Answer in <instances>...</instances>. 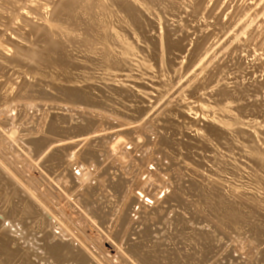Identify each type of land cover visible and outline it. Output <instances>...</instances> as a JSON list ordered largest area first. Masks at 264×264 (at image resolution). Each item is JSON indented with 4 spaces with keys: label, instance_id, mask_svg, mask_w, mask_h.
Returning <instances> with one entry per match:
<instances>
[{
    "label": "bare ground",
    "instance_id": "6f19581e",
    "mask_svg": "<svg viewBox=\"0 0 264 264\" xmlns=\"http://www.w3.org/2000/svg\"><path fill=\"white\" fill-rule=\"evenodd\" d=\"M15 1L18 2V0ZM51 1L53 3L51 2L50 4L53 6L51 8L52 13L50 12L51 16L48 21L49 24L44 26L42 29L39 27L34 29L35 26L32 28L37 35V40L27 42L29 45L27 50L16 48L10 57L6 55L8 52L5 49H2L4 50V54L3 52L0 53V60L10 64L16 73L26 72L36 81V84L33 86L29 85V83H23L24 85H21L19 92L17 89V94H14L16 95V98H13L14 95H11L10 99L13 98L18 100L21 98L20 95H22V93H25L30 88H36V93L39 92V95L36 94L34 97L33 94L35 92L32 94L33 90L31 89L32 95L29 94L34 99L37 98L38 100H44V102L51 99L50 103L52 104H54L52 100L58 99V101L61 100V102L66 103L69 102L68 104L74 106L73 110H70L71 107L69 110L68 108L65 110L66 108L64 107L65 109L62 108L60 112H58L60 110L58 106V111L55 110L53 112H49L52 111L50 108L49 111H41V117H44L43 119L46 120V116L47 120L44 126H42L41 130L36 129V135L31 136L30 140H28L30 146H27L28 148L30 147L28 151L31 157L29 155L28 156L33 159L41 156V154H43L46 149L49 148L44 156H42L41 160H38V167L40 168V171H44L45 175H47L46 177L49 179L51 178L54 180V182H57L56 186L62 189L63 192H66V190L63 188L66 185H70V183L74 185L75 179L69 181H58V178L60 177L63 170L69 168L67 161V156L69 154L68 152L81 144L80 141H68L80 138L82 133L80 130V124L84 121L86 126L89 127L90 131L96 129L97 115L89 112L100 111L104 114L113 115L117 118H120L125 122H133L138 120L144 112L140 106V103L137 101V98H150L147 94V86L143 83V81L154 76V72L156 70L154 72L153 70L156 68H159L160 70L162 69L161 74L159 73L160 71L156 74H160L157 75L158 79L159 76L160 79L162 76V80L159 79L161 82L157 83L159 84V95L164 96L174 85H176L178 81H180V78L188 74L187 72L190 71V69L198 62V60L202 59L209 51L211 47L206 46L207 39L209 37V40L214 37L216 38L221 33L222 35L227 34L230 28L239 24L238 19L240 17L239 14H235V16H232L234 18L224 23L221 17L216 15L217 13L215 14V12L219 10L217 8L221 0L218 3V6H216L217 8H215V4L219 0L216 2L214 0V3L212 2L213 0H210L214 4H211L214 6L213 11L209 9V7L207 9V6H205L206 2L204 3V1L207 0ZM17 2L14 3V0H0V8L7 14L5 16L2 15L4 17H2L0 14V21H4L7 17L9 18V16L15 14L14 12L17 8L15 4H17ZM41 2L44 3L46 0H42ZM222 2L224 1L222 0ZM232 2L234 3V1ZM5 3L10 4V6L8 4L6 5ZM29 3L25 2V4L28 5ZM42 4L39 5L40 8H43V6H41ZM202 4H204L203 6L206 7L204 8L205 11L209 10L207 14H209L210 18L209 16L208 18L210 20L213 19V23L209 22L206 26L204 25L202 28L200 27L195 31L196 35L194 36L196 38L194 40H189V42H191L190 46L193 45V48L191 47L192 51H187V43V46H184L186 48L184 50L185 52L187 51L188 53L194 54L190 60L182 59L180 61L181 56L178 55L179 59L176 56V54H178L177 52H180L179 54L181 55L184 53V51H182L184 38L182 36H178L183 23L180 25V28H177V25H169L170 28L173 27V29H170L169 31L170 34L178 37L176 41L168 42L166 45L158 49V51H150L146 48V44L150 42L151 38L153 37L151 34L152 30L149 33V29L152 28L151 24H153L150 22V16H153L155 19H159V21L161 19L163 20L165 17L169 19L167 17L168 14L166 15L165 13H169V9H171L172 12L173 10L178 11L179 8L181 10L186 9V11L190 10L191 14L193 13L192 15H196L197 13L200 14L199 12H201L203 9V7L201 8ZM43 5L46 6L47 4ZM239 5L244 6L245 3L244 5ZM30 6L27 8L30 9ZM33 6L36 5H32L30 10H33ZM36 7L34 9L37 10L39 7ZM248 7L246 5L244 8H247L250 11L251 7ZM259 8L257 10H259ZM180 9L179 11L181 13ZM204 9L202 13H204ZM2 10L0 11L2 12ZM230 10L232 9L230 8ZM3 12L2 14H4ZM244 12L246 11L244 10ZM241 13H243V11H240V15ZM162 14H165L166 16L163 18ZM179 14L177 13L175 16L177 17ZM191 14L189 15L191 16ZM24 15L25 14H21L18 16L22 18L23 21H25L27 18L24 17L27 14L25 16ZM203 15L204 14H202V16ZM243 15L242 17H244ZM200 16L198 15L197 17L200 18ZM178 17L180 18L181 16ZM186 17H188V15ZM154 18H152V20ZM174 18L171 17L169 20ZM196 18H194V20H196ZM201 18L203 19V17ZM9 20L11 21L12 19L5 20L6 23ZM239 20L242 21L241 19ZM17 21L19 23V20ZM159 21H154L156 22L155 25L158 23L163 25L160 23L161 21ZM26 23L25 25L27 26ZM3 24H5V22H0L1 28L5 26H3ZM168 24L170 23L168 22ZM197 25L195 21L194 26ZM21 26L23 25H20L19 27ZM194 26L192 25L190 28L193 29ZM207 26L213 27L212 31L210 33L202 32L203 28ZM19 27L17 30L13 29L15 31L13 33H15L16 37L18 36L17 38L20 37V33L19 35L16 33V31L19 32ZM1 31L3 30L0 29V32ZM192 32L194 34V31ZM147 33L149 35L151 34L152 36H149ZM254 33L255 35L251 36ZM252 34L247 36L245 39L240 38L241 40L239 39L236 48L228 52L226 58L223 61H218L213 64L210 69L203 76H201L193 86L190 87L193 89L203 88L204 91L207 89L209 91L207 100H210V103H206V101L198 103L195 101L192 103L190 102L187 106L183 105V100V104H180L176 111H171L168 114H164V116L157 117L151 124V128L156 131L155 134H157L158 137H161L160 146L166 151V154L160 153L161 157L159 158V163L164 161L163 165L166 169L161 170L162 167L160 168L161 171L164 170L162 174H164L165 177L170 178L171 174H173L171 172L172 168L175 171H179L181 173L183 172V174H181L183 178L180 179V184H176V182L174 183L173 178L169 179L173 181H170L168 192L165 195L164 203L167 201L166 206H168L166 207L167 209L165 210V213L161 214L162 211H158L159 214L156 213L157 210H161L159 209L160 204L159 206L157 205L158 209L154 207L149 210L150 207H147V211H150L148 213H150L152 216L154 215L153 219H151V217L147 219V216L144 217L145 212H147L145 211L146 209L144 210L145 205L143 208L145 212L141 214L143 212L142 209L141 213L139 212V219L142 218V220H137L139 222L133 224V229L130 230L131 236H128L129 238L126 236L129 241L127 238L125 240L123 239L124 243L127 244L122 245L125 246L123 249L125 253H123L122 250L121 251L127 256L121 258L125 259V257H127V263L128 261H131L133 264H215L212 262L213 257L218 255L221 256V254L225 253L227 259L229 258L227 255L232 253L231 249H229L231 252L222 249L224 246L222 248H218V246H220L218 244L223 240V238L227 239L230 235H240L244 233L248 235L245 237H249L250 240L254 241L259 247H263V249L260 251V258L258 259V262L257 260L255 262H257L256 264H264V144L259 143H262V140L264 139V124L257 123L258 121L256 122V120L255 122L252 121L259 115V110L264 107V98H260L262 102H259L257 98V103L256 100L255 102L249 101V99L252 100L253 96L250 95V93H252V88L257 86L259 83L256 81L258 80L256 74L260 73L258 72L260 67L254 68L255 70L257 69V73L252 71V75L255 73L257 79L255 76H251L256 79H254V81L258 82L255 86H252V84L249 83H247L248 85L243 83L241 86L239 82V84H234V86H228V84H226L227 82H225L230 71H235V69H237V71L242 70V74L244 71L243 75L240 74L239 79L241 75L243 78L245 75L246 79V74H248L247 79L249 80V74L251 72L248 73V69L251 68V65L253 64L251 62L252 59L249 60V58H254V56L257 55L256 53H259L260 51V53L264 52V46L260 45L261 37L264 36V28L256 29V31L253 30ZM154 37L158 38V36L155 35ZM212 41L210 42L212 43ZM70 45L80 46L81 49L78 51H76V48L74 47L76 53L78 52L77 55L72 56L69 54V48H71ZM2 50L0 49V51ZM31 50L32 52H29ZM263 54H261L262 56L260 55V57H263ZM258 57L259 56L257 55V60L260 59L264 62V58L261 59ZM255 58L253 60H256ZM260 60H258L259 63L261 62ZM255 63L253 64L254 67L256 66ZM262 65L264 66V64ZM262 65L261 68L263 67ZM174 66L179 68L178 73H173ZM245 70H247V73ZM2 71H4V68L0 64V72L3 73ZM262 72L263 70H261V74ZM232 74L230 73L231 77L233 76V78H236V76L234 77ZM142 75L144 76V79L141 83L136 82L138 79L136 81L133 80L138 77L140 78ZM263 75L262 77H258L263 79ZM123 76L125 77L124 80L128 78V80L131 79L134 81L129 82L130 80H127L130 84L136 82L135 84H132L134 87H126L129 83L126 81L124 83L123 79H121ZM243 78L240 80H245ZM11 79L12 77L8 80L10 84L7 82V85H12ZM228 79H230V77ZM251 81L253 82V80ZM259 81L260 84L263 82V80L260 79ZM122 83L125 84L124 86L126 88H123L120 85ZM97 84L99 85L97 86ZM197 84L201 85L198 86ZM100 85L104 87V89L106 88V90L104 91ZM263 85L264 84H261V87L258 86L257 88L261 89L263 88ZM16 87L18 88L17 85ZM98 87H100L101 90H98ZM259 92L261 93V91ZM12 93L14 92L12 91ZM196 93H198V91ZM260 93H258V98L260 97ZM201 94H199V96H204ZM37 95L39 97H36ZM255 95L256 94H254V96ZM263 95L264 94L262 91V96ZM7 96L10 95L7 94ZM3 98H5L2 99L4 101L0 99L3 103L9 99V97L6 99V96ZM24 98L27 97L24 96ZM187 103L188 101H186V104ZM14 107L15 103L13 108ZM80 107L84 108V111L80 112ZM53 109H56V107ZM46 110H48V108H46ZM202 113L213 117L215 122L208 123L210 121L201 119L200 117H202ZM187 114L192 116L194 119L189 118ZM183 116L186 117L183 119H188L187 122L183 123V120L181 121ZM245 116H248L247 118H249V116L253 117H250L252 119L251 120L250 118L246 119ZM41 117H39V119ZM258 117H260L261 120ZM258 117L257 118L262 121V116ZM43 119H40V121H43ZM193 129L194 131L188 132ZM189 133H192L193 135L191 136ZM171 134L179 135V137L175 139V142L169 138ZM106 138L107 137H96L93 141H90V139L87 140L83 146L85 149L81 150L78 154L80 160L83 161V163H87V165L90 164L97 168V165H99L101 161L99 158L100 151L97 150V146H93V143L98 141V144H101L106 141ZM237 139L241 140L243 145H238L239 147L236 146L235 141ZM55 144L58 146L54 147L53 145ZM155 158L153 162L155 160L157 161ZM159 163L156 164L158 165ZM204 166H207L208 170L206 169L205 171ZM109 168H111V166H109ZM109 168H107V170ZM167 169H170V171ZM118 171L116 174H118ZM108 172L109 171H107V174ZM243 173H249V177L244 178L242 175ZM7 176H9V174L0 172V182H3L4 178ZM10 177L11 176H9V178ZM14 183L15 182H13V185ZM10 184H12V182H10ZM106 184L109 185L111 190L113 189L112 192L115 193L113 196H116L115 198L118 200V202L119 198L120 200H124L123 203L119 202L123 206L125 205V209L123 211L124 214L122 213L123 217L121 216V219L117 218V215V217L115 216V214H118V211L116 209L117 213H115V209H113L115 207L112 208V203L114 201L111 202L112 205L110 208V211H113L112 214H109V211L108 213H103L102 209H98L104 205L106 207L104 208L108 210V199L102 197L98 198L100 201L97 200L98 195L96 192V181V187H93V189L91 188V193L84 189L83 191H79V193L81 192L80 196L79 194L76 195H78V199H80V205H83V207L86 209L89 208L90 202L94 199L95 204L97 201L103 204L100 206L97 203L99 207L97 208L96 206L97 210L95 209L94 211L90 205V210L93 213H89L88 216L93 220L94 223H96V225L101 228V230L103 229L108 232V236L111 237V240H115L117 236H121V230L127 224V220H129L131 217L128 212L130 213L133 211L132 209L136 202L133 199L129 200L132 189L129 187V180L127 181L123 176L115 175V173H112L111 175L109 174V179L106 181ZM53 185L55 184L53 183ZM58 187H56V189ZM134 188L136 187L133 186V189ZM60 189H58L59 192H61ZM73 189L74 188L71 189V187H67V191H71ZM254 189H256V192H254ZM25 194L26 191L22 189L21 186L19 188L15 185L13 191L6 194L4 199L0 196V202L2 200V203L0 204V264H47L49 260L52 261V264H57L58 260H52V256L54 255H57L56 259H61L63 257L67 258L71 264L97 263L89 258L91 256L90 254H88L90 256L87 257L81 252L82 249H80L81 251L79 250V248L74 243L75 240L72 242V238L69 239L70 237L67 234L68 230L63 227V224L56 225L51 221H47L49 214L46 215V213L44 214V211L42 212L41 208H44L42 204H38L36 200H32L34 198L30 199ZM89 194L92 195L89 196ZM109 199L111 200V198ZM170 200L175 204L171 205L170 203L172 202ZM108 202L109 205L110 201ZM94 203L92 202L91 204L95 206ZM163 204H161V206ZM122 208L123 207H121V209ZM79 211H81V209ZM168 214L169 216L170 214L172 215L170 216V220L167 221L168 223H166L168 226L166 224L163 225L165 219L168 217ZM114 216L117 219H115L114 223H112L111 220L114 218ZM107 218L109 220H107ZM149 219L151 220L149 221ZM27 220H31V224L28 225ZM151 221L153 222L152 224H150ZM57 222L60 223L59 221ZM110 225L111 227H109ZM3 227H6L5 230H2ZM18 227H23L24 230L26 229L28 232L27 234L30 236L34 235L38 237L36 239L39 244L36 243V241L35 243L37 245L35 243V246L34 244L32 245V239L30 240V243L26 242V240H29L27 237L26 240L24 238V236H27L26 233H24V236L22 235L23 242H21V239L19 238H13V236L11 238L10 234L12 233V230ZM56 228L59 229V231ZM157 230H160V232ZM161 232H164L165 234L163 233L164 235H162ZM20 233L22 234V231ZM59 236H64L67 238V240L62 239ZM218 237H220V239L216 240ZM240 237L237 238L240 240ZM215 240L218 242H215ZM232 240L235 239L233 238ZM33 241L34 240H32V242ZM118 242H116V244H118ZM12 246H14L15 249L12 248ZM78 246H80V244ZM119 253H121L120 250ZM33 257H39V259L42 258V260L45 258L47 261L43 260L44 262L42 261V263L41 260L37 259L38 263H34ZM222 259L224 258L222 257ZM220 262L222 263V260ZM227 262L228 261H226L225 264Z\"/></svg>",
    "mask_w": 264,
    "mask_h": 264
},
{
    "label": "rangeland",
    "instance_id": "374dc122",
    "mask_svg": "<svg viewBox=\"0 0 264 264\" xmlns=\"http://www.w3.org/2000/svg\"><path fill=\"white\" fill-rule=\"evenodd\" d=\"M28 1L29 0H18V2H17V1L14 0V3L17 2V4H15L16 7H17L16 8L17 12L15 10V12H14L15 14L12 15L13 17L9 16V18L7 17L5 19V20L12 19V20L11 21L9 20L8 21L9 23L8 22L6 23L5 20L4 21H0L1 23L5 22V24H3V26L5 25L3 27L4 29L0 27V29L3 30V31L0 32V46H1L0 49L1 50L5 49L8 52V53L6 52L7 54L6 53L5 54L7 56H9V57L12 56V54H13V52H14V50L16 48H20L21 50H27L28 46H29L27 42H32V41H36L37 40L36 39L37 35L35 34L34 29L38 28V27L40 29H42V28H44V26L49 24L48 21H49L50 16H51L50 15V12L52 11L51 8L53 6L50 3L52 1L49 0L50 1L49 2L48 0H46V2H44V3L41 2L42 0L41 1L40 0H38V1L32 0L31 1L30 0L29 1L30 3ZM39 1H40V4L43 3V4H47V5L44 6L42 4L41 6H43V8H40L39 7V5H40ZM43 1H45V0H43ZM47 1H48V3H47ZM53 1L58 2L59 0H53ZM207 1H204V3L206 2L205 6H207V9L209 7V9H211L213 11L214 10V6H213L214 5L213 4L214 0L213 1L211 0L213 3L210 0H207ZM209 1H210V3H209ZM216 1H218V0H215V2ZM223 1L225 3L222 2V0H221V2H220V0L218 2H216L215 8H217L216 6H218L219 2H220L219 3L220 8L218 6L217 9H219V10L217 12H215V14L217 13L216 15H219L224 23H226L230 19L234 18L232 16H235V14L236 15L239 14V17H240L239 19H241L242 21H240L238 19V23L239 24L237 26H235V27L233 26L232 28H230L229 32L227 34L222 35V33H221L220 35H218L219 37L218 36L216 37L217 39L215 37L214 38L211 37L213 39V41H212V39L209 40V38H210L209 37L207 39V42H206V46L211 47L209 49V51L205 54V56L202 59L198 60V62L190 69V71L187 72L188 74L185 73L186 75H184L182 78H180V81H178L176 83V85H174L168 91V93H166L164 96L159 95V86H158L159 84L157 82L160 83L161 81H159L160 76H159V79H158L157 75H160L162 73V69L161 70L159 68L158 69L157 68L154 69L153 72L156 70L154 72L155 73L154 76L152 78L149 77L148 79H145V81H143V79H144L143 75L140 76V78L138 77L136 79H133L134 81H136L138 79L136 82H140V83L143 81V83L147 86V94L150 97L149 99L148 98L147 99H139V98H137V101L140 103V106L142 107L143 112H144L143 115L141 117H139L138 120H135L133 122H125L124 120H122L120 118H117V117H115L113 115L104 114V113H102L100 111L89 112V113H93V114L97 115V127H96V129L90 131L89 127L86 126L85 121H84V122H82L80 124L81 125L80 130L82 132L80 138H76V139H73L71 141H68V142H79L80 141L81 144L79 146H76L75 148H73L72 150H70L68 152L69 154L67 156V161H68L69 168L66 169V170H63L61 175H60V177L58 178V181H69V180L75 179L74 185L72 183H70V185H66L63 188L64 190H66V192L65 191L63 192L62 189H60L58 186H56L57 182H54V180H52L51 178L49 179L48 177H46L47 175H45L44 171L43 172H42V170L40 171V168L38 167V164H39L38 162L41 160L42 156H44L46 151L49 150V148H47L46 151L43 154H41V156H38V157H36V159H33V158H30L31 155H30V153L28 151V149L30 147L28 148L27 146L29 145V141L28 140H30L31 136H35L37 130L38 129L41 130L42 126H44V124H45V122L47 120L46 116H45L46 120L43 119L44 117H41V111L42 112H46V111H49L51 109L52 111H49V112H53L55 110L58 111L60 109L58 111V112H60L62 110V108H64V107L66 108V109L64 108L65 110H67V108L69 110L70 107H71L70 110H73L74 106H72L71 104H68L69 102H67V103L66 102H61V100L58 101V99H54L56 101L52 100V102H54V104L50 103L51 99L50 100H46V102H44V100H40V99L38 100L37 98L34 99L31 96L34 92L35 93L33 94V96L36 95V94L39 95V92L36 93V90H35L36 88H30L31 90H33V92L30 89L27 90V88H26L27 94H26V92L22 93V95H20V97H21L20 99H18V100L17 99H13V98H16V95H14V94H17V91H16L17 89H18V92H19V88L21 87V85L23 86L24 84H26V83L28 84L29 83V85L33 86L34 84H36V81H35V79L31 78V76L29 74H27L26 72L16 73L13 70V68H12V66L10 64L6 63L3 60H0V64L4 68V71H2L3 73L0 72V97L2 96L0 99L1 100L5 99V98H3L4 96H6V99H7V97H9V99H7L6 102H4V103L1 102V100H0V172L5 173V174H9V176H11L10 178H9V176L5 177L4 181L0 182V196H1V198L4 199L6 194H8L11 191H13L15 185L17 187H19V188L21 186V188L26 191V194H25L26 196H28L30 199L34 198V199H32L33 201L36 200V202H38V204L39 203L42 204V206L44 207V208H41L42 212L44 211V214L46 213V215L49 214L48 215V219L49 220L47 219V221H51V222H53L56 225L63 224V227H65L68 230L67 234L70 237V238L69 237L68 238L69 239L72 238V242H73V240H75L74 243L76 244V246L79 248V250L82 249V251L81 250L80 251L83 254H85L87 257H89L91 255L92 257L90 256L89 258L92 261L94 260V262L95 263L97 262L98 264H124V263L133 264L131 261L130 262L128 261V263H127V260H126V259H128L127 257H125V259L123 258L124 260L121 258V257L127 256V255L123 254V253H125L123 251L125 246H122V245L127 244V243H124V240L128 236L129 237L131 236V231L130 230L133 229V224L142 220V218L139 219V217H140L139 212L141 213V211L144 208V205H145L144 210L146 209L145 211H147L148 210L147 209L148 206L150 207V208L148 207L149 210H151V208H154V207L157 208V205L159 206V204H160L159 209H161V210H157L156 213L159 214V212H161V211H162L161 214L165 213V210L167 209L166 207H168V206H166V202L167 201L164 203V200H165V195L168 192V186H170L169 184H170L171 180H169V179L173 178L174 181L173 180L172 181L174 183L176 182V184H180L181 183L180 179L183 178L181 176V174H183V172L181 173L179 171H175L172 168H171V172L174 175L171 174V172H170V174H171L170 178L165 177L164 174H162L164 172V170L163 171H161V170L165 169V167L163 165L164 161L163 162L160 161L162 164L159 163V158L161 157L160 153L161 154H166V151H165L164 148H162L160 146L161 137L160 136L158 137V135L155 134L156 131H154V129L151 128V124L155 121V119L157 117L164 116V114H168L171 111H176L177 108L180 106V104L181 105L183 104V100H184V104L183 105H187V106H188V104L190 102L192 103V102H195V101L198 102V103L205 102V101H206V103H210V100H207V95L209 93V91L207 89L204 91L203 88H194L195 90L196 89H200V90H196L195 91L193 88H190V87L193 86L198 81V79L201 76H203L210 69V67L213 64H215L218 61H223L226 58L227 53L230 52L231 50H234L236 48L237 43H238L240 38L241 39L242 38L245 39L247 36H250L252 34L253 30L256 31V29L264 28V4H263L264 0H247V1L245 0V2H244V0H223ZM232 1H234V3ZM239 1H240V3H239ZM25 2L29 3V5L25 4ZM244 3H245V5H244ZM5 4L7 5L8 3H5ZM24 4H25V6H24ZM211 4H213V5H211ZM239 4H243L244 6L239 5ZM254 4H257V5H254ZM8 5L10 6V4H8ZM32 5H36L37 7L40 8V10L36 6H33V7L34 8L36 7L37 10L34 9V8H32L33 10H30ZM203 5L204 4L201 5V8L202 7H203V9L206 8ZM210 5H211V8H210ZM238 5H239V8H238ZM246 5H247V7L249 5L248 8L251 7L250 11H249V9L244 8V7H246ZM29 6H30V9H28ZM212 6H213V8H212ZM234 6H236V7H234ZM253 6H255V7H253ZM227 7H229V8H227ZM9 8H11V7H9ZM230 8L232 10H230ZM258 8H259V10H257ZM24 9H27V10H24ZM179 9H178V11H179ZM203 9L201 10V12H199L200 14L197 13L199 16L201 15L200 18L197 17L198 16L197 14H196L197 16L195 14L192 15L193 13L191 14L190 10L186 11V9H184V10L180 9L181 13H180V11L178 12L176 10H173V12H172V10L169 9L170 12L168 10L169 13H165V14L166 15L167 14L168 15L171 14L169 16L167 15V17L169 19L171 17L172 18L175 17L174 19H172L173 21L167 19L165 17L166 16L165 14H162V17L163 18L165 17V18L163 19L164 21L160 18L161 22L159 21V19H157V18L155 19L153 16L152 17L150 16V20H151L150 22L153 23V24H151V27L155 31L152 28L149 29V33L152 30L153 33L151 32V34L153 35V37L152 38L149 37V36H152V35L151 34L149 35L147 33L149 35L148 37L151 38V41L146 44V48L149 49L150 51H154V50L158 51V49H160L161 47L166 45L168 42L176 41L178 39V37L175 36V35L170 34L169 31H170V29H173V27L170 28L169 25L170 26L171 25L172 26L177 25V28H180V25L183 23V25H181L182 28H180L181 29L180 33H178L179 37L182 36L184 38V42H183V45H182L183 46L182 47L183 48L182 51H184L186 48H187V51H192V48H193L192 46L193 45L190 46L191 42H189V40H191V39L194 40L196 38L194 36V35H196L195 31L198 28H200V27L202 28V26H204V25L206 26L209 22L213 23V19L210 20L209 19L210 16H209V14H207L209 12V10L205 11V9H204V13H202ZM227 9H228V11H227ZM0 10H2V9L0 8ZM43 10H45V11H43ZM244 10L246 12H244ZM182 11H184L185 13L182 12ZM238 11H239V13H238ZM240 11L241 12L243 11V13H241V15H240ZM2 12H3V10H2ZM2 12L0 11L1 16L2 15H4V16L7 15L5 13V11L3 12L4 14H2ZM20 12H21V14H25V15L27 14L26 16L24 15L25 16L24 18H27V19H25V21H23L22 18H20L18 16V15H21ZM27 12L30 13V14H28ZM177 13L178 14L180 13V14L177 15V17H176L175 15ZM189 14H191V16ZM202 14H204V15L202 16ZM223 14H224V16H223ZM243 14H245V15H243ZM8 15H10V14H8ZM187 15H188V17H186ZM242 15L244 17H242ZM4 16H2V17H4ZM178 16H181V17L179 18ZM208 16H209V18H208ZM193 17L194 18L197 17L196 20H194ZM201 17H203V19ZM152 18H154V19L152 20ZM223 18H225V19H223ZM17 20H19V23H18ZM166 20H168V21H166ZM154 21H156V22L159 21L163 25H160L159 23H158L159 25L158 24L155 25L156 22H154ZM195 21H196V25L198 24L199 27H198V25L194 26L195 25ZM20 22H22L24 24H22ZM168 22L170 24H168ZM25 23L27 24V26L25 25ZM174 23H176V24H174ZM19 24L23 25V26L19 27L20 26ZM192 25L195 28L194 27H193V29L190 28V27H192ZM17 26L19 27V30H18L19 32L16 31V33H18V35L20 33V35H19L20 37L19 38H17L18 36L16 37L15 33H13V32H15L13 29L17 30V28H18ZM154 26H157V27H154ZM33 27H34V29H32ZM188 28H190V29H188ZM156 29H157V31H156ZM212 29H213V27L207 26V27L203 28L202 32H205V33L209 32L210 33L212 31ZM11 30H12V32H11ZM192 31H194V34H193ZM192 34H193V36H192ZM154 35L158 36V38H155ZM254 35H255V33L252 34L251 36H254ZM222 36H224V37H222ZM14 37H15L16 40L14 39ZM210 41H212V43ZM214 41H215V43H214ZM188 42H189V44H188ZM208 42L212 46H210ZM186 43H187L188 47L185 48L184 46L186 45ZM207 43H208V45H207ZM260 45L264 46V36L261 37V44ZM78 46L79 45L71 46V48H69L70 49L69 50L70 51L69 54L72 55V56L73 55L74 56L77 55L78 52L76 53V51L81 49L80 46L79 47ZM72 47L73 48L75 47L76 51H75V48L73 49ZM187 51L186 52L184 51V53L182 55L179 54L180 52H177L178 54H176V53L175 54H176L177 57H178V55L181 56L180 61L182 59L190 60L194 56V54L188 53ZM2 52L4 54V50L0 51V53H2ZM29 52H32V50L29 51ZM260 52L256 53L259 57H260L261 54L264 53V52L263 53H260ZM257 55L254 56V58L256 57L255 58L256 60H253L254 59L253 57L249 58V60L252 59L251 62L253 64L256 61L257 62L255 63L256 64L255 67H254L253 64L251 65L252 69L249 68L248 69L249 70L248 73L251 72L249 74V77L251 78L252 76H255V73H257L256 72L257 69L255 70L254 68H257V67L259 68L260 67V69H258L259 70L258 72H260V73L256 74L258 80H256L257 79L256 76H255L256 79L254 77L251 78V80H253V82L249 78V80L251 81V83H250V81L247 79L248 78V74H246L247 77L245 79V75H244V78L242 76L244 74V71H243V74H242V70L237 71V69H235V71H230V73L232 74V72H233L232 75H234V77L236 76V78H233V76L231 77V75L229 73L228 74L229 76L226 77V81H225V82H227L226 84H228V86H234V84H239V83L241 84V86L243 85V83L244 84L249 83V84H252V86L253 85L255 86L259 82L258 83L259 85L257 84V86H255L256 89H255V87L252 88V93H250V95H253L252 96V100L249 99L250 102H252V101L255 102V100H256V103L258 102V100H259V102H262L260 100V98H264L263 97L264 95L262 96V91H263V94H264V90H263L264 89V85H263V88H261V89L257 88L258 86L261 87V84H264V78L263 79L260 78V77H262V75L264 73V66L262 65V64H264V62L262 60L258 59V60L261 61L259 63V61L257 60ZM260 58L261 59L264 58V54H263V57H260ZM178 59H179V57H178ZM261 65L263 66L262 68H261ZM261 70H263L262 74H261ZM178 71H179V68L177 66H174L173 67V73H178ZM245 71L247 73V70H245ZM252 71L253 72L255 71V73L253 75H252V73H253ZM157 72H159L160 74H156ZM240 74H242L240 79L243 78L245 80L241 81L239 79ZM258 76H260V77H258ZM11 77H12V79H11L12 80V85L14 84L13 86L12 85L10 86L9 85L10 83L8 82V80ZM229 77H230V79H228ZM263 77H264V75H263ZM232 78L234 79V81H233ZM121 79H123L124 83H125V81L127 83L134 82L131 79H129L130 80L129 81L128 78L126 80H124L125 79L124 76L121 77ZM254 79L256 81H258V82L254 81ZM259 79L263 80V82L261 81L262 82L261 84H260ZM148 80H150V81H148ZM160 80H162V76H161ZM245 81H249V82H245ZM7 82L9 83L8 84L9 86L7 85ZM135 83H132V84H135ZM154 83H156V84H154ZM15 84L18 86V88L16 87ZM132 84L129 83V84H127L128 86H126V87H129V86H130V88H132V86L134 87V85H132ZM98 85L99 84H97V86ZM120 85L123 88L125 87L124 86L125 84H123V83L120 84ZM197 85L199 86L201 84H197ZM11 87H12V91L14 93H12ZM97 89L101 90L100 87H98ZM102 89L104 91L106 90V88L104 89V87H102ZM193 91H195V92H193ZM197 91H198L199 94L202 93L201 95H204V96H199V94L196 93ZM259 91H261V93ZM31 92H32V94H31ZM253 93L256 94V95L254 96ZM258 93H260L259 94L260 95L259 98H258ZM3 94H5V95H3ZM7 94L10 95V96H7ZM29 94H31V95H29ZM197 94H198V96H197ZM11 95L12 96L14 95L13 98H11L13 102L10 99ZM38 95L36 97H39ZM137 95L140 96L139 94H137ZM24 96L27 97V98H24ZM28 96L30 97V99H29ZM2 101H4V100H2ZM30 101H32V102H30ZM47 101H48V103H47ZM186 101H188L187 104H186ZM14 103H15V107L16 108L15 107L13 108ZM28 103H30V104H28ZM67 104L70 105V106H68ZM28 105H30V106H28ZM35 105H37V106H35ZM57 106H58L59 109L57 108ZM55 107H56V109H53ZM46 108H48V110H46ZM262 109L259 110L260 113L258 115V116H262V121H260L261 118L258 117V116L257 117L260 120L257 117L254 118V120H252L251 118L253 116H249V118L251 117L250 119L252 121H254V122L256 120V122L258 121L257 123L264 124V120H263V118H264L263 117V115H264L263 114L264 113V107ZM82 111H84V108L80 107V112H82ZM261 111H262V113H261ZM33 112L36 113V114H34ZM180 114H182V113H180ZM42 115H44V114H42ZM39 117H41L40 118L41 120L43 119L44 123H43V121H40ZM188 117L194 119L192 116L188 115ZM245 117H246V119H249V118H247L248 116H245ZM183 118H186V117L183 116L181 118V121L183 120L182 121L183 123L187 122L188 119H183ZM200 118L203 119V120L210 121L208 123H214L215 122L213 117H211L209 115H205L203 113H202V117H200ZM79 121H80V119H79ZM41 123H43V124H41ZM191 131H194V129L190 130L188 132H191ZM189 134L191 136L193 135L192 133H189ZM96 137L97 138L98 137H107L106 141H104L105 143L103 142L101 144H98L99 143L98 141H95L93 143V146H97V150L100 151L99 152V154H100L99 158H100L101 161H100V164L97 165V168L92 166V165H90V164L87 165V163H83V161H81L80 158L78 157V154L80 153V151L85 149L83 146L86 143V141L89 140V139H90V141H93L94 138H96ZM178 137H179V135H174V134H171L169 136V138L173 142H175V139L178 138ZM26 139H27V142H26ZM263 140H262V143L261 142H259V143L260 144H264ZM23 142L26 143V144H24ZM60 144H62V143H60ZM58 145H59V143H58ZM58 145L55 144L53 146L57 147ZM235 145L236 146L243 145V142L241 140L237 139L235 141ZM155 156H156V158H155ZM154 158L157 159V161L155 160L153 162ZM155 162L159 163V164L157 165ZM154 163H155L156 166L154 165ZM160 164H161V166H160ZM200 165H201V163H200ZM109 166H111V168H109ZM107 168H109L110 170L109 169L107 170ZM160 168H161V170H160ZM206 169H207V166L205 167V171H206ZM106 170L109 171L108 174H107ZM167 170L170 171V169H167ZM173 170H174V172H173ZM39 171H40V173H39ZM117 171H118V174H116ZM104 172L108 176H106ZM112 173L113 174L115 173V175L123 176L124 178H126L127 181L129 180V183H130L129 187L132 189L129 200L133 199L136 202L134 204L133 209H132L133 211L131 210L132 212H130V213L128 212V214L131 215L129 220H127L129 223L126 222L127 224L124 226L125 228L123 227V229L121 230V232H122V234H120L121 236H119V237L117 236V238L115 240L114 239L111 240V237L108 236L109 235L108 232L106 230H103V229L101 230V228L98 225H96V223H94L93 220L88 216L89 213L92 212L90 210L91 208L94 211L96 209V206H97V208L99 207L98 205L101 206L102 203L98 202V201H100L98 198L104 197V198L108 199L107 200L108 210L105 209L106 207L103 204H102L103 207L101 206L102 208L100 207L98 209H100V210L102 209L103 213L104 212L108 213V211H109V214L110 213L112 214L113 211H110V208H111V205L113 204L112 208L115 207V208H113V209H115L114 210L115 213H117V211H118V214H115V216L117 215L118 217L117 216L116 217L120 218V219L123 217L122 213H123V211L125 209V205L123 206L120 203H123L124 200H122V199L120 200V198H119V202H120L119 203L118 200H116V198H115L116 196H113L115 194L114 192H112L113 189L111 190V188H109V185L106 184V181L109 179V174L111 175ZM123 174H125V175H123ZM242 175H243L244 178L249 177V173H243ZM180 176H181V178H180ZM42 177H44V178H42ZM76 180H77V182H76ZM95 181H96V184H97L96 185L97 186L96 192H97V195H98L97 196V200L98 201L95 204L94 203L95 199H94L93 201L90 202L89 208L86 209V208L83 207V205L82 206L80 205L81 204L80 199H78V195H76V194H79V196H80L81 192L79 193V191H83L84 189L88 190V192L91 193L93 187H96L95 186ZM10 182H12V184H10ZM13 182H15L14 185H13ZM53 183L55 185H53ZM233 183H235V182H233ZM91 184H93V185H91ZM133 186L136 187V188L133 189ZM56 187H58V188L56 189ZM67 187H71V189L72 188H74V189L71 190V191H67ZM77 187H78V189H77ZM129 187H128V189H129ZM54 188H55V190H54ZM51 189H52L53 192L51 191ZM58 189H60L61 192H59ZM75 191H77V192H75ZM254 192H256V189H254ZM91 195L89 194V196H91ZM79 198H81V197H79ZM109 198H111V200ZM106 199H105V201H106ZM108 201H110L109 205H108V203H109ZM115 201L118 204V206L115 203ZM92 202L95 204V206H93L91 204ZM111 202H113V203L111 204ZM171 202H172V203H170L171 205L175 204L173 201H171ZM1 203H2V200H1L0 204ZM97 203H98V205H97ZM119 204L122 205V206H120ZM161 204H163V205L161 206ZM90 205H91V208H90ZM115 205L117 207H119V208H117ZM121 207H123V208L121 209ZM103 208H104V210H103ZM80 209H81V211H79ZM116 209H117V211H116ZM120 209H121V211H120ZM144 210H143V212L141 214H143L145 212ZM119 211H120V213H119ZM148 212H150V211L145 212V214L148 213ZM145 214H144V217L147 216L146 217L147 219L150 218V217H151V219L154 218L153 217L154 215L152 216L150 213H148L147 215H145ZM115 216L111 220L112 223H114L115 219H117ZM159 216H161V215H159ZM170 216H172V215L170 214ZM170 216L168 214L167 219H165L166 222L164 221V223L163 222H161V223H163V225L168 223L167 221L170 220V218H171ZM151 219H149V221ZM107 220H109V219L107 218ZM133 220H134V222H133ZM137 220H139V221H137ZM57 221H59L60 223H58ZM152 223L153 222L151 221L150 224H152ZM27 224L28 225L31 224V220H27ZM166 225L168 226V224H166ZM160 226H158V227H160ZM109 227H111V225ZM5 228L6 227H3L2 230H5ZM57 230L59 231V229H57ZM13 231L16 234H14ZM19 231L20 232L22 231V234ZM158 232H160V230ZM24 233L27 234L28 233L27 230L26 229L24 230L23 227L22 228L18 227L16 229L12 230V233L10 234L11 235L10 237L12 238V236H13V238H17V239L19 238V239H21L20 241L23 242L22 238L24 236ZM163 233H162V235L165 234V233L164 234ZM16 235L19 236V237H17ZM236 235H230L227 239L223 238V240L220 242L221 244L220 243L218 244V245H220V246H218V248H220V247L222 248L224 246V248H222V249H224L226 251H229V252L232 251L231 254L227 255V257H229V258H227L228 260L226 259L225 253L221 254V252H220L221 256L224 259H222V257L219 256V255L215 256V257L212 258V260H213L212 262L213 263H215V264H219V263L220 264H222V263L225 264V262L228 261L226 264H243V263L244 264H249V263L250 264H254V263L256 264L258 262V259L260 258L259 257L260 256V251L263 249V247H261V246L259 247L254 241L250 240L249 237H245L247 234H244V233L240 234L242 238L240 237V235H238V234H236ZM32 236H33L34 239L32 238ZM26 237L29 238L28 241L26 240ZM59 237L64 239V240H67V238L64 237V236H59ZM237 237H240V240ZM24 238H25L26 242H28V243H30L31 239L34 240L33 242L31 240V244L33 245L37 241L36 238H38V237H36L34 235L30 236L29 234H27V236H24ZM119 238H120V240H119ZM128 238H127V240H128ZM233 238L235 240H232ZM219 239H220V237H218V239H216V240H219ZM216 240H215V242H218ZM226 240H228V241H226ZM118 241H120V242H118ZM116 242H118V244H116ZM36 243L39 244L38 241ZM35 244H34V246H35ZM79 244H80V246H78ZM14 246H12V248L15 249L16 246L15 247ZM119 247H121V248H119ZM258 247H259V249H258ZM229 249H231V251ZM119 250H120L121 253H119ZM121 250L123 251V253H122ZM84 251H85V253H84ZM77 253H80V252H77ZM88 254H90V255H88ZM56 258H57V255L52 256V260H56V261L58 260L59 261V262L57 261V264H71L68 261V259L65 258V257H63L61 259H56ZM37 259L41 260V262L43 260H45V258L42 260V258L39 259V257H37V258L33 257V260H34L33 262L34 263L35 262L38 263ZM235 259H237V260H235ZM219 260L220 261L222 260V263ZM224 260H225V262H224ZM256 260H257V262H255ZM45 261H47V259ZM47 264H52V261L49 260L47 262Z\"/></svg>",
    "mask_w": 264,
    "mask_h": 264
}]
</instances>
